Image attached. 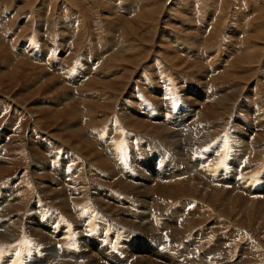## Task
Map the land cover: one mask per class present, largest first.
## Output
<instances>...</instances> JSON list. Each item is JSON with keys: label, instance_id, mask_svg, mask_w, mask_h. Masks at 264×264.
<instances>
[{"label": "rangeland", "instance_id": "rangeland-1", "mask_svg": "<svg viewBox=\"0 0 264 264\" xmlns=\"http://www.w3.org/2000/svg\"><path fill=\"white\" fill-rule=\"evenodd\" d=\"M72 1L82 2V5L89 10L88 16H86L78 6L71 2V0H0V191L6 193V199L16 198L17 201V198H25V204H19L11 208L8 213L11 212L10 214H14V216H23L25 214V221L28 222L30 212H33L31 217L37 216L38 218L41 211L44 210L46 215L41 218L44 223H49L51 227L53 226L54 228L61 227L62 225L68 227L71 234L68 236L69 238L67 237L68 239L66 238L63 241L66 248L70 250L78 249L77 241L84 232L80 234V232L75 229H77L78 225L82 226L84 223L83 221L86 220L87 224L89 226L91 225L90 228H92L95 233H99L100 236H102L103 233L108 234L105 241L107 244L110 243L109 238L111 239V235L116 234L117 237H114L115 242L113 243V250L116 255L120 256L121 253L118 247L121 238L124 239L125 237H129L133 242L137 243L140 242L141 239H147L149 241L155 240L156 236L155 233H151L152 236H149L150 232L145 231L138 226V223L132 221H136L133 216L138 212V207L141 206V203L133 193L127 192L126 190L124 191L122 187L119 186V181L117 179L109 177V170L104 168L103 160L105 161L104 158L108 155V152H110L109 149L113 150V148L118 150L121 154L123 153L127 161L131 160L132 152L149 154V151L154 150V148L171 151L170 147H166L163 142L159 141L160 137L143 132L142 127L135 121L130 120V118L127 119L117 108L119 106L127 107L130 108V112L141 111L140 113L142 115L145 113L142 109H148L154 116L149 118L145 116V119L146 121L149 119L147 123H152V125H155V122H161L155 117L163 113V115L166 116L163 117V120L169 118L168 122L175 121V125L165 122V120L164 123L173 131L178 132L180 141L185 134L191 136V138L193 137L192 135L196 134L197 137L195 142H198V140H202V136L198 137L200 132L198 127L184 125L180 121L187 117L186 120L189 119L188 121L191 122L195 119L196 113L198 114L199 111L202 112L203 110L208 111L206 108L210 107V105L229 107V104H224L222 101L219 102L217 96L228 95L234 92L233 98L235 106L238 108L240 107V111L237 113L239 120L234 127L237 128L238 124H243L244 128L242 129L244 131L247 133L254 131L253 136L256 133V136H261L260 138L264 140V79H262L264 76V62L259 66L241 64L239 67L240 69L235 72L236 74H233L232 72L234 71L232 67L230 68L229 63L236 58L235 55L231 56V59L229 58L230 56H227L231 54L229 50L239 49L241 45L239 41L234 44L232 43V36L235 34V30H239L238 32L241 37H250L256 34L253 29L245 30V25H248L249 21L251 22V20L253 21L261 18L259 22L264 25V0H232L233 5L231 4L230 10H234L236 4H238L239 8L247 13L240 12L241 16L239 18H236L233 12H231L232 14H228L227 19L225 18L227 23H224L221 27L222 34L219 32L213 44L208 43L207 39L210 38V30L214 24L212 21L213 19L215 20L217 16L215 14L219 13V10L222 9L224 0H174V2H172L173 0H168L167 6L171 9H166L164 15L160 14L163 8H161L159 12H153L155 6L152 4L144 6L143 2L140 3L141 0H110L113 4L112 9L115 11H110L105 8L103 10V13H105L103 17L102 15L99 16L95 10L89 9V1ZM158 1L164 2V0ZM160 7H162V4H160ZM146 14L150 18L148 24L145 19ZM157 16L164 17L162 19V25H154L156 22L153 18ZM51 17H54L52 26L45 28L43 22H45L46 19L49 20L48 18ZM233 18L234 20L243 21V23H234L232 20ZM39 20H43L42 23L39 22ZM73 20H75V22H72ZM111 20L113 21L112 23ZM139 20L146 23L147 26L140 27ZM255 23L258 25L257 22ZM114 26L115 28L120 26L121 29L120 27L115 29ZM130 26L137 28L138 36L142 39V42L135 48H130L128 44L123 43L124 36L122 34L124 30ZM230 27L231 29H229ZM226 29L229 30L227 31ZM159 30L163 31L164 36H161ZM261 32L263 34L264 31ZM1 43H3L2 46ZM252 43L255 46L261 44L263 45L262 48H264V40L253 39ZM1 47H3V49H1ZM209 47H212L211 52L207 50ZM25 48L29 50L26 52V50H23ZM203 51L205 53H203ZM19 52L20 54H18ZM27 53L31 54L29 55ZM24 54L29 57L27 56L26 58ZM181 57L182 59H180ZM224 59L227 60V62ZM183 60L186 61L184 62ZM139 61H141V63L137 68L136 63ZM181 61L184 63L182 64ZM31 62H34L33 65ZM91 62L96 64L91 65ZM21 63H26V65H23L20 72L26 74L21 73L17 79H13V73L19 70L18 66H22ZM172 63H179V65L176 67L173 66ZM84 64L86 65L84 66ZM191 64L194 67L189 66ZM130 65L135 66L132 67ZM53 67L56 70L61 69V71H56ZM229 69H231L232 72H230ZM52 71L56 73L54 74ZM93 71L95 72L93 73ZM255 71L258 72L255 73ZM200 73H203L202 75L206 79L200 75ZM237 73L239 74L237 75ZM46 74L50 75V80L48 79L49 75L47 76ZM219 74H225L226 76L223 75V78H218ZM231 74L233 76H230ZM52 75L55 76L53 77ZM93 75H96L98 78ZM40 76L43 78L40 83L42 84L44 81L45 84L41 85L38 83L37 86L33 85L40 79ZM86 80L89 81L87 82ZM83 81L85 85L82 84ZM120 81H124L125 86L126 84L128 86H118ZM46 82L49 83L46 84ZM115 83H117V85ZM75 86L79 88L73 89ZM112 89L115 91V94ZM117 89H119L120 93L117 92ZM68 97L74 99L70 100L71 103L68 102L73 107V110L67 108L68 110L62 113L61 116L55 117L50 107L55 106L62 98ZM114 99L117 100L114 101ZM113 102L115 104H113ZM78 103H80L81 107L78 106ZM56 106L58 107V105ZM74 107H76L77 110H75ZM245 107H251L253 110L255 109L254 112L257 113V116L254 117L253 114L247 115L243 113L242 111L245 110ZM154 109H157V112ZM85 111L88 112V114ZM34 113H37V115L39 114L40 126L38 125V127L35 124L34 117L31 115ZM193 113L195 115H193ZM169 115L171 117H169ZM67 116L70 117L68 118ZM82 120L83 122L81 123ZM125 124H127L128 127ZM180 125L184 127V131L181 130ZM114 126L117 128H114ZM257 127L261 128L259 129ZM182 132H185V134L183 135ZM260 132L263 133L259 134ZM53 134H55L56 137L55 135L53 136ZM75 134H78L79 137H76ZM235 134H237L236 131ZM28 137H31L40 149L38 152H34L36 156L35 159H33L29 152V147L26 145L27 143L29 144V140H27ZM132 137H134L133 140H131ZM150 137H152V140ZM67 138L71 143H68L69 141ZM80 138H84V140L82 141ZM246 139L247 138L243 141L241 140V143H238L229 134L223 132V134L205 144L209 145L220 157L231 160L244 155L242 146L245 145ZM132 143H134V145L131 147ZM77 144H79L82 149L79 153L75 149L73 150L74 146ZM90 144L92 148L95 147L93 144H96V147L92 151L90 149ZM181 144L183 149L188 145L185 141H181ZM143 147L145 148L141 150ZM235 149L239 151L236 156L233 154ZM251 151L250 149L248 150V153H251L250 155H252ZM249 154L244 155V159H246V163L248 164L246 168L253 167L251 171L253 172L252 175L259 179L260 175L264 172V156L253 158L249 156ZM96 158L100 160L97 161ZM65 162H68V164L66 168H63L62 165ZM43 163L45 165H43ZM97 164L100 165L98 166ZM192 165L195 167L196 171L203 172V167L200 165ZM40 166H46L45 169L47 170H41L39 168ZM60 167H62L63 170L65 169L73 177L71 178L70 176L68 180L72 182V185H67L68 187L65 185V189H71L69 192L73 194L72 197L75 201V205L73 201L68 202L69 204L66 203L62 205L61 203L65 201H59L60 199L58 200V198H56L59 195L58 193H39L33 183V181L36 180L39 183L40 190L46 191L48 189L47 187H50L51 184V187H54L55 191L57 189L59 191L60 187H58L59 181H57V173L60 171ZM83 168L86 171H84ZM228 172L232 173V167H228L226 163L218 164V174L222 175ZM29 173H31V176ZM33 174L34 179L36 178L35 180L32 178ZM93 175L94 177L92 178ZM95 176H97L98 179H96ZM105 181L107 185H105ZM91 185L93 186V193L98 192L100 188H107L109 197L116 198L112 200L115 201L114 203H117L118 206L112 201L105 209L106 212L101 210V204L104 205V203L97 202L91 197ZM164 199L165 200L161 198L162 204L155 208V224L157 228H164V222L167 218L173 220L172 217L175 215V210L182 207L184 200H182V197L179 199ZM196 200L197 201H194V203L188 205L187 208L192 211H200L207 219H204L205 222L203 221V223L192 225L191 221L193 220L184 217L183 221H186V224L185 222L183 223L187 232H179V234L173 230L169 231V234L165 232L164 237L168 240L167 249L172 248V250L177 251V248H185L191 243V246H193L194 243L200 244V250L193 251L192 254L186 257L188 261H190L194 260V257L197 258L201 254L207 252L219 238L225 236L230 239L229 242L231 244L228 242L230 246L228 247L230 248V255L232 256H214L215 264H233L237 261L243 249L244 251L246 250L245 253H251L249 255H251V258H254L252 262L249 261L247 264H255V262L256 264H264V218L258 221L260 223L250 221L251 223L249 222L247 226L241 222H239V224H234L232 221H229L226 216L215 212L214 209L206 203L199 199ZM56 204H60L58 205L59 207ZM115 206H117V210H115ZM36 212L39 213V215H36ZM188 215L189 214H187V216ZM243 218L244 216L242 215V219ZM214 220L218 222H215V230L206 237L205 234H203L205 238H202V235L198 232H202L205 228L211 226ZM102 221H105L106 227L101 225ZM177 222L179 223V221ZM172 224L174 223L171 222V225ZM165 230L166 229L163 231ZM23 231L24 232L12 242H0V254H3V256L8 255V248H14L15 246L19 248V250L15 252V255L8 259L9 262H12V260L13 262L9 263L7 261L8 263L5 262V264H20L21 260L23 264H25V254L35 249L37 250L36 255L41 256L43 252H39L45 249L50 242L48 239L40 240L32 233L29 232L30 234H27L25 230ZM161 233H163L162 230ZM196 240L200 241V243L195 242ZM172 246L176 247V249H173ZM160 249H163L162 245ZM172 250L168 252L176 253L172 252ZM31 253H33V250ZM31 257L33 256H30L32 260L33 258Z\"/></svg>", "mask_w": 264, "mask_h": 264}, {"label": "bare ground", "instance_id": "bare-ground-1", "mask_svg": "<svg viewBox=\"0 0 264 264\" xmlns=\"http://www.w3.org/2000/svg\"><path fill=\"white\" fill-rule=\"evenodd\" d=\"M86 1H89L88 2L89 3V9L91 8L92 10H95V12L99 16L102 15V17H103V15H105V13H103V10L105 8L109 9L110 11L111 10H114V9H112L113 4H112V2L110 0H86ZM71 2H73L76 6H78L84 12V14L86 16H88L89 10L87 8H85L84 5H82V2H80V1H75L74 2L72 0H71ZM142 2H143V5L144 6H147V5L149 6L151 4L153 6H155L153 8V12H159L161 10V8H163V10H161V13H160L162 15H164V12L166 11V9H169L170 8V7L167 6L168 0H164L163 3L162 2H159L158 0H141L140 3H142ZM172 2H174V0ZM232 3H233L232 0H224L223 1V4H222V9L219 10L220 11L219 13L215 14V15H217L215 17V20L216 21L214 19L212 21L214 24H213L212 29L210 30V38L207 39L208 40V43L213 44L214 41H215V39H217V35L219 34V32L221 33V31H222V28L221 27L224 25V23H227L226 22V19H227L228 14H232L231 12H233L234 13L233 15L236 18H239L241 16V13L240 12H244L243 10H241V8H239L238 4H236V8H234V10H230V7H231V4ZM160 4H162V7H160ZM133 5H134V3H133ZM130 6H131V4H130ZM112 13H114V12H112ZM244 13H247V12L245 11ZM248 14H250V13H248ZM244 16H246V15H244ZM163 18H164L163 16L162 17H158L157 16V17L153 18V19H155V22H156V24H154V25L155 26L162 25V23H163L162 19ZM48 19L49 20L46 19L45 22H43V26L45 28L51 27L52 24H53L54 17H51V18H48ZM145 19L147 20V24H148V22L150 21V18L147 16V14L145 15ZM116 20H118V19H116ZM232 20H233L234 23H243V21H238L237 19L234 20V18ZM249 20H251V19H249ZM259 20H261V18L260 19L253 20V21L251 20V22L249 21L250 23L248 22V25H245L244 24L246 26L245 27V30L246 29H253L256 35H252L250 37L246 36L248 38H246L245 36L244 37H241L240 36V33L238 32L239 30L238 31L235 30V34L232 36V39H233L232 40V43L233 44L236 43V42H238V41L241 42V45L239 44L240 45L239 49L229 50V51H231L230 52L231 54L227 55V56H230L229 57L230 59H231V56H234V55H235V58H236L231 63L228 62L230 64V68L232 67V70L234 72H232L231 69H229V71L232 72L233 74L240 69L239 67H240L241 64H246V65L249 64V65H253V66L258 65L259 66L261 63L264 62V48H262L263 45L260 44V45L255 46L252 43L253 42V39H256V40H264V37H263L264 32H263V34L261 32V31H264V25L263 24H260ZM42 21L43 20H39V22H41V23H42ZM72 22H75V20H73ZM112 22L113 21L111 20V23ZM255 22H257V23L259 22L258 25H256ZM231 24H230V26H231ZM139 25H140V27L141 26H143V27L147 26L146 23H143L140 20H139ZM115 26H114V28H115ZM163 26H164V24H163ZM117 27H120V26H117ZM120 29H121V27H120ZM229 29H231V27ZM229 29H226V30L228 31ZM236 29H237V27H236ZM137 31H138L137 28H135L134 26H130V27L126 28L124 30V33L122 34L124 36V39H123L124 42L123 43L128 44V46H130V48H135L137 45H139L142 42V39L139 38ZM154 34H155V32H154ZM160 34H161V36H164L163 31H160ZM156 38L158 39L157 36H156ZM159 39H160V37H159ZM2 44L3 43H1V46H2ZM211 48L212 47H209V49H207V50L209 52H211ZM1 49H3V47H1ZM23 50H26V48L23 49ZM27 50H29V49H27ZM27 50H26V52H27ZM14 53H15V51H14ZM14 53H12V54H14ZM201 53H202V51H201ZM203 53H205V52L203 51ZM18 54H20V52ZM27 54H29V53H27ZM24 55L26 56V54H24ZM27 56H26V58H27ZM202 56H203V54H202ZM41 57H43V56H41ZM180 59H182V57ZM22 60H23V58H22ZM227 60H228V58H227ZM227 60H225V61L227 62ZM24 61H26V60H24ZM87 61H88V59H87ZM183 61L185 62L186 60H183ZM183 61H181L182 64L184 63ZM190 61H192V60H190ZM225 61H223V62H225ZM115 62H116V60H115ZM192 62H195V61H192ZM33 63H32V65H33ZM88 63H89V61H88ZM140 63H141V61H139L138 63H136L137 68H138V66H140L139 65ZM179 63L178 64L177 63H172V64H173V66H176L177 67L179 65ZM27 64H29V63H27ZM92 64L95 65L96 63H92L91 62V65ZM23 65H26V63H23L22 66L21 65L18 66L19 70L15 69L13 67L15 70H17V71H15L13 73V76H12L13 79H17V77H19L21 75V73H23V72H20L22 70ZM60 65H61V63H60ZM85 65L86 64H84V66ZM202 65H204V64H202ZM87 66H89V65H87ZM130 66H132V65H130ZM134 66L135 65H133L132 67H134ZM189 66L192 67L193 65L191 64ZM189 66H188V68H189ZM225 66H224V68H225ZM53 69H55V68L53 67ZM59 70L61 71V69H59ZM59 70H56V71H59ZM91 70H93V69H91ZM94 72L95 71H93V73ZM257 72L258 71H255V73H257ZM23 74H26V73H23ZM43 74H42V76H43ZM202 74L200 73V75H202ZM227 74H228V72H227ZM238 74L239 73H237V75ZM105 75H103V76H105ZM223 75H225V74H219L218 75V78H221V77L223 78ZM93 76H96V75H93ZM119 76H118V78H119ZM230 76H233V75L231 74ZM39 78L41 80L38 79L33 85H36L37 86L38 83L42 82L43 78H41V76ZM48 79L49 80L51 79L50 75H49V78ZM262 79H264V76H263ZM91 80H93V79H91ZM217 81H218V79H217ZM96 82H98V81H96ZM129 82H130V80H129ZM48 83L46 82V84H48ZM43 84H45L44 81H43V83L41 85H43ZM82 84H84V81H83ZM115 84L117 85V83H115ZM87 85H89V84H87ZM103 85H104V83H103ZM118 86H120V87H122V86L127 87L128 85L126 84V86H125L124 81L123 82L120 81V84H118ZM79 87H80V85H79ZM79 87H77V88H79ZM113 87H114V85H113ZM77 88L75 86V88H73V89H77ZM117 90H118L117 92L120 93L119 89H117ZM233 93L232 94L229 93L228 95H219V96H217L219 98V100H218L219 102L222 101L224 104L227 103V104H229V107H217L216 105H213V106L210 105V107H207L206 108V109H208V111L203 110L202 112L199 111L198 114L196 113L195 119L192 120L191 122L188 121L189 119L186 120L187 117L186 118H183L184 120H181L180 121L184 125L197 126L198 129L200 130V132L198 134V137L202 136V140H198V142H195L196 137H197L196 134L192 135L194 138L193 137L191 138V136H187L185 134V132H182L183 135L184 134L185 135L183 136V138H182L181 141H185V143L188 144L187 146L184 147V149L182 147V144H181V141H180L178 132L173 131L171 128H169L164 123V120H165V122H168L169 118H165L163 120V117L165 116V115H163V113H161L159 116H156L155 117L158 121H161V122H158V123L155 122V125H152V123L150 121L149 122L151 124H148L147 123V121L149 120L148 118L154 116V115H152V112H149L148 111V109L145 110L143 108L142 110L146 113V115L143 112L142 113L144 115H142L140 113L141 111L140 112H130L129 111L130 108H127V107L119 106L117 108V109H119V111H121L124 114V116L127 119L130 118V120L135 121L140 127H142L143 128V132H146L147 134H152V135L154 134L155 136L160 137V140L159 141L163 142V144H165L166 147H170V151L171 152H169L168 150H165L164 151L162 149L159 150V149H155V148H154V150H150L149 151V154H141V153H138V152H132L131 153L132 158H131L130 161H127L125 159L123 153L121 154L118 150H116L115 148H113V150H110L109 149L110 152H108V155L104 158L105 161L103 160V166H104V168H106V170H109V173H110V176L109 177H112V179L113 178L117 179L119 181V186L122 187V189L124 191L125 190L127 192L129 191L130 193H133L135 196H137V199L141 203V206L138 207V212L133 216V218L136 219V221L135 220H132V221L138 223V226L141 227V228H143L145 231L150 232L149 236H152L151 233H153V234L155 233V236H156L155 237V240L149 241L147 239H144V240L141 239L140 242L135 243L129 237H125L124 239L121 238V240L119 241L120 244H119V247H118V249H119V251H120V253L122 255V257H121V255L120 256L119 255H116L115 252H114V250H113V243L115 242L114 239L117 237L116 234L111 235L112 237L110 236L111 237V239L109 238L110 243L107 244L105 241H106V238H107L108 234L107 233H103L102 236H100V234L99 233L98 234L95 233L93 231V229L90 228L91 225L89 226L87 224V221L84 220L83 221L84 223L82 224V226H79L78 225L77 226V229H75V230H78V232H80V234L82 232H84V234H82V236L80 238L78 237L79 238L78 241H77V243H78V249L70 250L69 248H66L64 246V243H63L64 239H66L71 234V232L69 231L68 227L62 225L61 227H55L54 228L53 226L51 227V225L49 223L48 224L47 223H44V221L41 220V218H43L46 215V213H45L44 210L41 211L40 215L37 212L35 213L36 215H39V217L37 218V216L31 217V215L33 214V212L31 213L29 211V208H28V211L30 212V217H28L29 218L28 222L25 221L26 220L25 219V216H24L25 214L23 216H20V215L14 216V214H10L11 212L8 213L11 208H14L15 206H17L19 204H21V205L25 204V198H23V199L17 198V201H16V198H14V199H6V197H7L6 196V193L3 192V191H0V194L2 195V196L0 195V227H1V229H0V242H7V243H9V242L14 241L22 232H24L23 230H25L27 234L32 233L33 235H35L40 240H42V239L43 240L44 239L50 240V242L48 243V246L45 249H43V250H41L39 252V253L43 252V255H41V256L36 255L37 250H35V249H32L33 250V253H31L32 252V250H31L30 253L28 252L27 254H25V256H24L25 258L24 259H26L25 262L27 264H29V263H32V264H168V261H169V264H215V260L213 258L214 256H225V257H228L230 255V248H229L230 247L229 246L230 239H228V237H225L224 236L223 238H219V240H217V242L207 252L201 254L197 258L194 257V260L188 261V258H186V257L188 255L192 254L193 251L200 250V248H201L200 244H195L194 243L193 246H191V244H192L191 243V244H188L185 248H182V249H180V248L178 249L177 248V251H174V250H172V248L171 249H169V248L167 249V242H168V240H167L166 237H164V235H165V232H167L169 234V231H171V230L176 231L178 234H179V232H187V230H185V228H184V223L183 222H185V224H186V221H183V218L184 217H187V218L192 219L193 220V221H191L192 225H196V224H199V223H203L204 219H207L205 216H203L202 213H200V211H192V210H189V208H187L188 205H190L191 203H194V201H197L196 199H199L200 201L206 203L208 206L212 207V209H214L215 212H218V214L220 213V214L226 216V218L229 221H232V223H234V224H236V223L239 224V222H241V223H243V224H245L247 226V224L250 221H252V222L253 221L258 222L259 220H261V218H264V172L260 175V178L259 179L258 178H255L252 175L253 172H251L253 167L252 168H250V167L249 168H246L248 166V164L246 163V159H244L245 158L244 155L249 154L248 153V150L249 149H250V151L252 150L251 151L252 152V155H250L251 154L250 153L249 156H251L253 158L254 157H257V158L263 157L264 156V140L262 138H260L261 136L260 137L259 136H256V133L253 136L254 131L251 132V133H247L246 131H244L242 129V128H244L243 124H238V127L237 128L234 127L237 124V121L239 120L238 117H237V113L240 111V107L238 108V107L235 106L234 98H233V95L234 94ZM114 94H115V91H114ZM236 94H238V93H236ZM71 99H73V98H71V97L64 98V99L62 98L61 101H59L60 100L59 99L58 100L59 102H57L58 104L56 103V105H58V107L56 105L50 107L51 110H52L51 112L53 113V115L55 117H58V116H61V114L64 113L65 111H67L68 109H72L73 107L70 105V103H71L70 100ZM75 99H77V98H75ZM116 100L114 99V101H116ZM75 101H78V100H75ZM68 102H70V103H68ZM78 104H79L78 106L81 107L80 106V103H78ZM113 104H115V103L113 102ZM210 104H212V103H210ZM60 106L63 107V108H61ZM220 106H222V105H220ZM74 108H75V110H77L76 107H74ZM198 108H200V107H198ZM244 109L245 110H243V111L241 110L243 113H245L247 115L248 114H251V115L253 114L254 117L257 116L256 115L257 113L254 112L255 109L253 110L251 107H245ZM79 110H80V108H79ZM83 110H85V109H83ZM86 113L88 114V112H86ZM31 115L34 117L35 124L38 127V125L40 123L39 114L37 115V113H34V114H31ZM70 115H71V113H70ZM77 115H79V114H77ZM166 115H168V114H166ZM193 115H195V114L193 113ZM145 116L148 117L147 118L148 119L147 121L145 119ZM169 117H171V116L169 115ZM252 119H254V118H252ZM127 121H129V120H127ZM82 122H83V120L81 121V123ZM135 122H133V123H135ZM152 122H154V121H152ZM180 122H179V124H180ZM168 123L173 124V125L176 124L175 121L174 122H168ZM127 124H129V123H127ZM127 124H125V125H127ZM72 126H74V125H72ZM127 127H128V125H127ZM114 128H117V127L114 126ZM134 128H136V127H134ZM180 128H181L182 131H184V127L182 125H180ZM257 128H259V127H257ZM138 129L140 130L139 127H138ZM138 129H136V130H138ZM70 131L72 132L71 129H70ZM235 131L238 134V136H237V134H235ZM84 132H85V130H84ZM223 132L224 133L226 132V134H229L238 143H241V140L243 141L245 138H247L246 139L247 141L245 140V143H244L245 145L242 146V151L244 152V155L243 156H241L239 158H233L231 160H229L227 158H222V157H220V155L216 154L209 145L205 144V143L211 142L217 136L223 134ZM89 133H91V132H89ZM113 133H114V131H113ZM261 133H263V132H260L259 134H261ZM54 135L55 134H53V136ZM75 135H76V137H79L78 134H75ZM89 136H91V135H89ZM262 136H263V134H262ZM55 137H56V135H55ZM152 137H150V139ZM133 139H134V137L131 138V140H133ZM27 140H29V144L27 143L26 145H28L29 152L31 153L33 159H35L36 156H35V153L34 152H36V151L38 152L40 149L37 147V145L35 144V142L33 141V139L31 137H28ZM80 140L83 141L84 138L83 139L80 138ZM58 141H61V140H58ZM68 141H69V139H68ZM66 142H67V140H66ZM79 142H81V141H79ZM60 143H62V142H60ZM68 143H71V142L69 141ZM73 143H76V142H73ZM90 143H92V142H90ZM93 145H95V147H96V144H93ZM133 145H134V143H132L131 147ZM90 146H91V144H90ZM146 146H147V144H146ZM145 147L141 148V150L144 149ZM94 148H92V146H91L90 147L91 151ZM74 149L78 153H79L80 150H82L81 149V146L79 144L75 145L74 148H73V150ZM84 149H87V148H84ZM185 153H187V154H185ZM238 153H239V151L236 150V149L233 152L234 156H236ZM99 160L100 159H97V161H99ZM64 161H66V160H64ZM69 163H71V162H69ZM86 163H88V162H86ZM95 163H97V162H95ZM98 163H100V162H98ZM219 163H224V164L226 163L228 165V167H232V173L231 172H228L227 174H222V175L218 174V164ZM67 164H68V162H65L62 165V167L63 168H66L67 167ZM192 164L200 165L201 167H203V172L196 171L195 170V167ZM43 165H45V164L43 163ZM82 165H84V164H82ZM97 165L99 166L100 164H97ZM0 166H1V164H0ZM45 167L46 166H40L39 168L41 170H44ZM62 167H60V171H58L59 169L57 170L58 171V173H57L58 180L57 181H59L58 187H60L59 188V191L57 189L56 190L57 192H56L55 189H54V187H51V184H50V187H47L48 189L46 191H44L42 189L40 190L39 189V183L35 180L36 178L34 179V174L32 176L33 180H35V181H33V183H34L35 187L38 189V192L39 193H43V192H45V193L51 192V193H54V194L58 193L59 195L56 198H58V200L60 199L59 201H65L64 203L63 202L61 203L62 205L63 204H66L68 202H72V201L74 202V205H75V201H74V199L72 197L73 194H71V192H69L71 189L68 188L69 189V190L67 189L68 191L65 189V185L66 186L67 185H72V182L71 181H68L69 178H70V176H71V174H69L65 169L63 170ZM87 168H88V166H87ZM104 168H103V170H104ZM45 170H47V169H45ZM83 170L86 171L84 168H83ZM42 173H44V172H42ZM30 174L31 173H29V175ZM97 176H95L96 179H98ZM93 177H94V175L92 176V178ZM71 178H73V177L71 176ZM106 179H104V180H106ZM109 179H111V178H109ZM104 183H105V185H107V182L106 181ZM87 185H88V183H87ZM44 186H47V185H44ZM90 189L92 190L90 192L91 193V197H93V199H95L97 202L104 203V205L101 204V208H102L101 210H103V211H105V209L110 205V203L113 201L112 199H116V198L109 197V195H108L109 192H108L107 188H104V187L103 188H100V189H98L99 191L96 192V193L95 192L93 193V186L90 187ZM181 197H182V200L184 199L183 200V203H182L183 205H182L181 208H178L177 210H175V215H173V217H172L173 220H170V218H167V220H165V222H164L165 223V225H164L165 227L164 228H157V226L155 224L156 223V217H155V210L156 209L155 208L158 205L162 204V201L160 199L163 198V200H165L164 198H168V200H170V199H179ZM114 202L115 201H113V203ZM120 202H122V201H120ZM114 204H116L118 206L117 203H114ZM58 205H60V204H58ZM117 206H115L116 207L115 210H117ZM149 206H151V207H149ZM187 214H189V215L187 216ZM242 215L244 216L243 219H242ZM70 216H71V214H70ZM177 221H179V223ZM171 222H173L174 224L171 225ZM215 222L218 223L217 221L214 220L212 222L213 224L211 226L205 228L204 231H202V232H200V231L198 232L197 231L200 235H202V238H205L207 235H209L210 233H212L213 230H215V228H214ZM50 223H52V222H50ZM258 223H260V222H258ZM101 225L102 226L104 225L106 227L105 221L104 222L102 221L101 222ZM255 227H257V226H255ZM164 229H166V230L163 231ZM79 230H81V231H79ZM161 230H162L163 233H161ZM203 234H205V237H203L204 236ZM195 242L200 243V241H198V240H196ZM161 245L163 246V249L164 250L163 249H160V246ZM172 247H173V249H176V247H174V246H172ZM223 248H225V249H223ZM8 249H9L8 250V252H9L8 255L3 256V254L2 255L0 254V264H5V262H7V261L9 262L8 259L10 257H13L15 255V252H17L19 250V248L16 247V246L14 248L13 247H10ZM171 250H172V252H176V253H170ZM168 251H170V252H168ZM245 251H244V249L241 251L239 257L237 258V261L234 262L233 264H247L249 261L252 262V260H254V258H251V255H249L251 253L248 254V253H245ZM30 256H33V257H31V258H33L32 260L30 259ZM230 256H232V255H230ZM18 260H20V259H18ZM12 262H13V260H12ZM20 264H23V261L22 260L20 261ZM255 264H256V262H255Z\"/></svg>", "mask_w": 264, "mask_h": 264}]
</instances>
